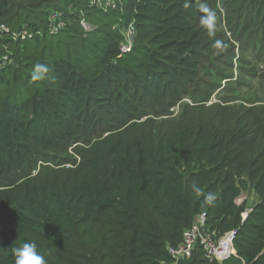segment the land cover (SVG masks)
Returning <instances> with one entry per match:
<instances>
[{"label": "trees", "instance_id": "1", "mask_svg": "<svg viewBox=\"0 0 264 264\" xmlns=\"http://www.w3.org/2000/svg\"><path fill=\"white\" fill-rule=\"evenodd\" d=\"M208 1L0 0V264L24 242L46 264L170 263L201 214L212 237L234 232L235 256L210 262L197 248L179 264H264V119L101 139L217 80L198 20ZM243 2L246 24L260 11L258 53L264 0ZM37 64L50 71L33 81ZM243 193L253 200L236 204Z\"/></svg>", "mask_w": 264, "mask_h": 264}, {"label": "rangeland", "instance_id": "2", "mask_svg": "<svg viewBox=\"0 0 264 264\" xmlns=\"http://www.w3.org/2000/svg\"><path fill=\"white\" fill-rule=\"evenodd\" d=\"M242 3L246 5L245 9ZM208 8L215 12L217 17L216 31L214 35H211L215 42L213 43L214 53L208 61V71L210 67L214 73L213 77H217L219 81H213L209 74L204 75L187 95L182 96L173 105L152 104L138 118L115 124V127L102 133L101 139L132 138L147 136L158 131H176L187 124L233 125L235 121L231 115L247 110L258 119H264V56H262L264 41L261 40L258 53L248 47L252 46L254 41H259L260 27L257 26L259 22L257 18H260L259 8L252 12L255 20L252 21L249 18V24L245 22V17H249V9L243 0H209ZM202 15L204 13L198 16L199 21ZM242 18H244L243 22H241ZM238 22L240 27L237 26ZM201 27L204 28L202 24ZM241 32L245 36L259 33L256 40L244 38L242 42L239 38ZM130 45H124L123 49H128ZM245 119H242L240 123ZM72 148L69 153L78 161V156ZM37 166L35 172H38L41 167L39 164ZM245 200L251 203L252 194L243 193L236 200V204L239 205Z\"/></svg>", "mask_w": 264, "mask_h": 264}, {"label": "built area", "instance_id": "3", "mask_svg": "<svg viewBox=\"0 0 264 264\" xmlns=\"http://www.w3.org/2000/svg\"><path fill=\"white\" fill-rule=\"evenodd\" d=\"M133 33L134 29L129 26L126 30L127 44H131ZM123 48L124 47H122V50L124 51L129 49ZM205 225L206 216L205 214H201L196 218L192 227L183 233V240L180 246L175 249H169L172 261L164 264H179L181 260L189 259L197 248L202 249L204 257L210 262L216 261L218 263H223L231 256H235L233 246L235 238L234 232H228L217 239L215 235L212 237L205 232Z\"/></svg>", "mask_w": 264, "mask_h": 264}, {"label": "clouds", "instance_id": "4", "mask_svg": "<svg viewBox=\"0 0 264 264\" xmlns=\"http://www.w3.org/2000/svg\"><path fill=\"white\" fill-rule=\"evenodd\" d=\"M200 11L204 13L200 17L202 26L207 30L209 35H214L217 27V17L215 12L209 9L206 4L201 3ZM219 43V41H217ZM50 69L46 65L37 64L32 72L31 79L33 81L43 80L49 73ZM192 191L196 195H202L203 190L197 186V184H192ZM206 200L211 203L215 197L212 193H208L205 197ZM15 255V264H46L43 255L38 251L37 245L34 242H24L21 246L13 249Z\"/></svg>", "mask_w": 264, "mask_h": 264}]
</instances>
